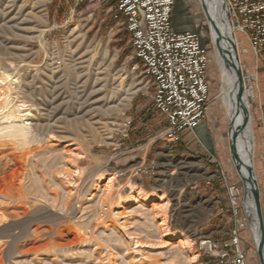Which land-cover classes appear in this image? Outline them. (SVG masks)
I'll use <instances>...</instances> for the list:
<instances>
[{
	"label": "rangeland",
	"instance_id": "374dc122",
	"mask_svg": "<svg viewBox=\"0 0 264 264\" xmlns=\"http://www.w3.org/2000/svg\"><path fill=\"white\" fill-rule=\"evenodd\" d=\"M113 2L0 0V264H192L195 254L199 264H213L200 252L202 236L226 242L237 219L248 263L260 264L199 0H177L173 22L179 32L200 33L208 52L210 104L196 129L207 160L179 156L178 148L168 157L152 151L148 161L162 198L150 207L128 195L136 184L132 158L144 155L150 142L160 146L167 122L154 107L153 88L132 69L130 37L114 18ZM22 19L21 29H7ZM236 36L254 94V164L264 216V51L256 54ZM103 123L107 129L98 133L89 128ZM212 176L241 191L232 223L217 228L208 222L216 214L193 198Z\"/></svg>",
	"mask_w": 264,
	"mask_h": 264
},
{
	"label": "built area",
	"instance_id": "2783aa9c",
	"mask_svg": "<svg viewBox=\"0 0 264 264\" xmlns=\"http://www.w3.org/2000/svg\"><path fill=\"white\" fill-rule=\"evenodd\" d=\"M176 6L177 0H118L114 15L130 37L136 61L132 69L153 88L154 107L167 122L164 137L172 143L205 122L210 104L207 49L197 31L175 29ZM227 7L237 33L256 54L264 51V0H227ZM262 134L264 140V120ZM226 189L236 213L240 187L227 183ZM238 222L224 245L211 238L200 240V252L213 264H249Z\"/></svg>",
	"mask_w": 264,
	"mask_h": 264
},
{
	"label": "bare ground",
	"instance_id": "6f19581e",
	"mask_svg": "<svg viewBox=\"0 0 264 264\" xmlns=\"http://www.w3.org/2000/svg\"><path fill=\"white\" fill-rule=\"evenodd\" d=\"M199 1L202 5L203 11L205 10L204 11L205 16L207 17L209 13L214 21V29L212 30L211 36L213 38V43L215 45V52L217 55L219 68L221 72V80H222L221 98L226 108L227 116L229 119L228 121H230V124H231V129L229 132V139H230V137L234 135L236 131L238 130V128L242 125L243 119H244L242 114L235 113V110L237 109V106H238L237 105V95L240 90V85L238 83V76L236 72V66H239V68L242 70L241 62L239 59V43H238V39L236 36L237 31L234 29L232 21L229 18L226 0H199ZM25 19H22L18 23L16 22L17 24L15 25L7 26V29H11V30L15 28H17L18 30L21 29L19 28L20 24H23ZM44 33L45 31L41 32V35L39 38L40 42H42L44 39ZM215 34H217L218 36H221L222 39L215 38ZM243 78H244V87H245L244 102H245V106H246L250 120H249L247 127L243 130V132L238 134L236 154L238 155V157L242 160L244 164V167H243L244 174L248 172L253 177L254 182H255L254 185L257 188L258 192H260V189L257 183L256 167L254 164V154H255V149H256V142H255V137H254L253 125H252V117L250 114V109H251L250 100L254 99V94L252 90L248 88V85H247L248 83L246 82L245 75H243ZM139 85L141 84L138 83L137 86ZM137 86L134 89L137 90ZM4 102L7 103V101H4ZM40 126L43 129L45 128L44 129L45 132L47 133L51 132L50 126L45 125V124H42ZM75 126H76L75 124H72V126L69 128L72 129L73 132L76 133L78 132L77 131L78 129H77V126L76 128ZM89 128L92 129L93 133L95 134V133H98V130L105 129L106 123H103L102 128H98V127L96 128L93 125H90ZM12 136L16 137L17 135H12ZM130 190L131 192H129L128 195L131 196L134 200H137V202L142 201L143 203L148 204L153 199V197L144 196L142 195V193L138 192L135 184L131 185ZM243 207H244V211L250 222V227L252 229L254 240H255V248L257 251L258 245L261 239L260 222H259L258 213H257V205L255 202V196L252 192L248 191V193L245 195L243 199ZM165 221H166V218L163 219L162 226L166 225ZM170 237H174V236L171 235ZM185 242L189 248L193 246V242H190V241H185ZM263 254H264V249H263ZM197 258H198L197 254L191 257L192 264H199L197 261Z\"/></svg>",
	"mask_w": 264,
	"mask_h": 264
},
{
	"label": "crops",
	"instance_id": "0c3cea01",
	"mask_svg": "<svg viewBox=\"0 0 264 264\" xmlns=\"http://www.w3.org/2000/svg\"><path fill=\"white\" fill-rule=\"evenodd\" d=\"M118 0H114L113 7L114 9L117 5ZM175 16V15H174ZM173 16V19H174ZM174 21V20H173ZM174 23V22H173ZM124 27V26H123ZM175 29L178 27L175 26ZM125 28V27H124ZM126 31V29H125ZM157 111V110H156ZM158 112V111H157ZM159 113V112H158ZM160 114V113H159ZM160 116H162L160 114ZM163 117V116H162ZM167 127V126H166ZM165 127V128H166ZM198 131L194 130H186L181 134L180 141L178 143H172L165 137L162 138V142L159 143L160 146H154L153 142H150L143 148L144 155H135L132 159L138 160L134 165L136 167V173L134 175V182L136 183L137 191L142 193L144 196L153 197L151 202H149L148 206L152 207L158 200V198H162V193H160L161 189V180L158 182L153 175V161H148L149 153L154 151V153L158 152L159 157L170 156L171 152H177V148L180 150L178 152L179 156L184 157L186 154H195L202 156L203 160L206 161L208 155L206 154L205 148L201 149L198 143ZM197 139V140H196ZM198 150V152H196ZM183 154V155H181ZM152 155V154H151ZM158 157V158H159ZM202 167V166H201ZM143 169V170H142ZM207 174H210L209 170L205 169ZM209 172V173H208ZM232 181H228L227 178L212 176L209 180L202 183V189L198 190V194L193 198L197 201H200L199 208L202 210H210L215 216H211V219L208 220L209 223L215 225L217 228L218 224L232 223L233 220V210L229 202V197L227 194L226 184H233ZM160 186V187H159ZM198 206V205H196ZM195 206V207H196ZM192 211V210H191ZM232 215V216H231ZM227 235V234H226ZM229 235V234H228ZM203 238H211L210 236H202ZM201 237V238H202ZM231 237L227 238V241L221 240L220 243L223 245L226 244ZM218 241V239H213Z\"/></svg>",
	"mask_w": 264,
	"mask_h": 264
},
{
	"label": "water",
	"instance_id": "95a60500",
	"mask_svg": "<svg viewBox=\"0 0 264 264\" xmlns=\"http://www.w3.org/2000/svg\"><path fill=\"white\" fill-rule=\"evenodd\" d=\"M207 22L209 25L210 33H212V30L214 29V21L211 17V15L208 13L207 17ZM212 37V36H211ZM215 38L217 39H222L221 36H218L215 34ZM236 66V65H235ZM236 72L238 76V83L240 85V90L237 95V109L235 110L236 114H242L243 115V123L242 125L238 128L236 133L232 135L229 139V146H230V155L233 160V163L235 165L236 171L240 177L241 184H242V189H243V194L244 197L248 193V191L252 192L255 196V202L257 205V213H258V218L260 222V234H261V239L260 243L258 245L257 253L259 257L260 264H264V254H263V249H264V216H263V211H262V206H261V196L255 187V182L253 177L246 172L244 174V164L242 160L238 157L236 154V146H237V140H238V134L243 132V130L247 127L249 123V115L245 106L244 98H245V87H244V78H243V72L239 68V66H236ZM230 129H231V124H230Z\"/></svg>",
	"mask_w": 264,
	"mask_h": 264
}]
</instances>
